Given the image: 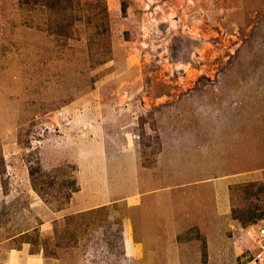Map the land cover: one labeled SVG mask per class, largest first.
<instances>
[{
  "label": "rangeland",
  "instance_id": "obj_1",
  "mask_svg": "<svg viewBox=\"0 0 264 264\" xmlns=\"http://www.w3.org/2000/svg\"><path fill=\"white\" fill-rule=\"evenodd\" d=\"M248 106L263 125L264 0H0V264H193L198 226L166 245L136 196L168 174L160 130L233 132ZM225 182L203 188L233 221L197 264H264V181Z\"/></svg>",
  "mask_w": 264,
  "mask_h": 264
},
{
  "label": "crops",
  "instance_id": "obj_2",
  "mask_svg": "<svg viewBox=\"0 0 264 264\" xmlns=\"http://www.w3.org/2000/svg\"><path fill=\"white\" fill-rule=\"evenodd\" d=\"M241 102H243V97ZM247 108L243 110L246 112L245 117L247 115L248 118L256 117V115H251L250 107ZM251 118L244 120L242 125L240 124V128L233 132L227 128L225 121H220V119L217 125L197 126L198 132L188 126L183 129L168 126L169 131H159L163 142L161 151L156 158L157 166L160 169L164 165L167 166L168 174L155 177L152 170L146 169L151 177V187L160 189L154 188V192L142 194L136 198H138V205L141 207L138 208L141 212L146 211V219H149L150 216L154 217L150 218V221L156 223L158 234L154 235L161 242L170 245V239L176 237V233L179 232L181 235L192 227L198 226L201 232L200 238L206 242L208 256H211L214 250L219 247L222 250L223 244H225V242L221 243L225 229L229 230V224L233 221L231 203L226 195L227 190L223 191V188L219 190L213 187V193L210 194L211 190H206L207 188L203 187L209 186L210 183L225 182L238 179V177H255L259 181H264V124L252 122ZM197 119L200 122H206L200 120L199 117ZM222 122L224 123L221 124ZM176 129L178 132L175 131ZM206 154L212 163L220 164L223 168L205 179L195 180L193 173L199 171L200 168L190 167V165L201 164V159ZM172 166L174 169L171 170ZM181 180H185V182L177 184ZM221 184L223 183L221 182ZM194 190L197 192H193ZM209 197L214 198L212 209L211 205L209 206ZM132 199L134 197L127 196L125 200L131 202ZM177 202H180L184 207L176 205ZM150 205L153 206L150 208ZM195 212L199 213V218L195 217ZM197 220H203L204 224L199 225ZM137 238H134V241H137ZM200 241H186V243L180 244L177 249H179L178 254L181 255V261L197 264V259L200 260L202 254ZM137 243L146 245V242L141 240ZM128 246H132V240L126 236V247L128 248ZM185 246H187L185 249L187 252L181 251ZM130 250V253H134V249ZM126 252L129 254V249Z\"/></svg>",
  "mask_w": 264,
  "mask_h": 264
},
{
  "label": "built area",
  "instance_id": "obj_3",
  "mask_svg": "<svg viewBox=\"0 0 264 264\" xmlns=\"http://www.w3.org/2000/svg\"><path fill=\"white\" fill-rule=\"evenodd\" d=\"M259 239H258V251L259 255L257 259H264V227L259 229L258 233Z\"/></svg>",
  "mask_w": 264,
  "mask_h": 264
},
{
  "label": "trees",
  "instance_id": "obj_4",
  "mask_svg": "<svg viewBox=\"0 0 264 264\" xmlns=\"http://www.w3.org/2000/svg\"><path fill=\"white\" fill-rule=\"evenodd\" d=\"M207 256H208V254H207V245H206V242L204 240L203 241V250H202V258H203L202 260H203V262H205V260L207 259Z\"/></svg>",
  "mask_w": 264,
  "mask_h": 264
}]
</instances>
